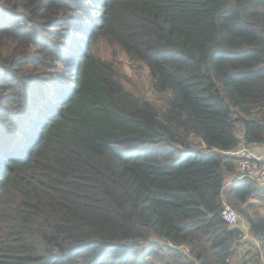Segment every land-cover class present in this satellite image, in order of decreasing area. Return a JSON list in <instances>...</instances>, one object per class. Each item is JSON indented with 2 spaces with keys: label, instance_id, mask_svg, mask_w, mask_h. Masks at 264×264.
Wrapping results in <instances>:
<instances>
[{
  "label": "trees",
  "instance_id": "16d2710c",
  "mask_svg": "<svg viewBox=\"0 0 264 264\" xmlns=\"http://www.w3.org/2000/svg\"><path fill=\"white\" fill-rule=\"evenodd\" d=\"M237 135L264 146V0H0V264H230L223 204L263 189L237 179Z\"/></svg>",
  "mask_w": 264,
  "mask_h": 264
},
{
  "label": "rangeland",
  "instance_id": "374dc122",
  "mask_svg": "<svg viewBox=\"0 0 264 264\" xmlns=\"http://www.w3.org/2000/svg\"><path fill=\"white\" fill-rule=\"evenodd\" d=\"M94 46V54L96 56L107 60L116 66L122 77V82L127 90L131 91L142 99L153 103L157 109L164 107L166 95L159 94L153 89L149 76V70L145 64L129 59L120 49L112 46L106 41L99 40ZM262 187L263 189L254 192L244 203H242V210L238 211L235 208L241 218L246 220L248 217L256 219L258 217L264 216V185ZM226 188L227 186L225 189ZM245 248L250 249L253 247L247 243L241 249L245 250ZM260 250L259 256V252L255 248V251L258 252V258L261 261L264 258V249ZM241 257L242 254L239 255L238 253L236 256L233 254L231 255L229 261L231 264H233L232 261L235 258V263L240 264ZM238 261L240 263H238Z\"/></svg>",
  "mask_w": 264,
  "mask_h": 264
},
{
  "label": "built area",
  "instance_id": "2783aa9c",
  "mask_svg": "<svg viewBox=\"0 0 264 264\" xmlns=\"http://www.w3.org/2000/svg\"><path fill=\"white\" fill-rule=\"evenodd\" d=\"M238 146L236 149L227 151L225 154L236 159L237 179L244 177L254 180L258 185H264V150H256L255 145L248 144L242 136L237 135ZM222 220L232 228L239 230V242L244 247L247 243L258 246V240L251 233L248 223L241 218L238 212L230 205L224 203L221 209ZM242 253V250H239ZM264 264V258L261 260Z\"/></svg>",
  "mask_w": 264,
  "mask_h": 264
},
{
  "label": "crops",
  "instance_id": "0c3cea01",
  "mask_svg": "<svg viewBox=\"0 0 264 264\" xmlns=\"http://www.w3.org/2000/svg\"><path fill=\"white\" fill-rule=\"evenodd\" d=\"M254 148H255L256 150H264V146H262V145H255ZM229 182H230V180H229ZM226 189H227V188H226ZM239 250H241V249H239ZM239 250L235 253V256H236L238 253H239V255H240V254L243 255V252L240 253ZM235 261H236V259L234 258L233 261H232L233 264H236ZM240 261H241V258H240ZM238 263H240V262L238 261ZM241 263H242V262H241ZM241 263H240V264H241ZM230 264H231V263H230Z\"/></svg>",
  "mask_w": 264,
  "mask_h": 264
}]
</instances>
